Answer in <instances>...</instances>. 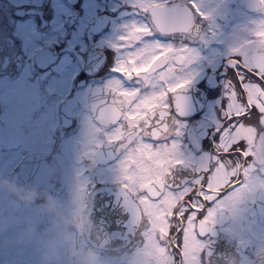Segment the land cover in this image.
Masks as SVG:
<instances>
[{"label":"flooded vegetation","instance_id":"obj_1","mask_svg":"<svg viewBox=\"0 0 264 264\" xmlns=\"http://www.w3.org/2000/svg\"><path fill=\"white\" fill-rule=\"evenodd\" d=\"M252 0H201L195 72L178 115L179 158L211 151L230 48L256 17ZM138 17L132 0H0V257L14 264H156L126 241L117 215V155L102 134L90 144L98 101L115 75L113 43ZM192 167L177 171L190 175ZM264 178V174L259 172ZM83 185L89 196L81 195ZM255 231V233H254ZM229 264H264V188L217 213L204 237ZM216 256V255H215Z\"/></svg>","mask_w":264,"mask_h":264},{"label":"snow or ice","instance_id":"obj_2","mask_svg":"<svg viewBox=\"0 0 264 264\" xmlns=\"http://www.w3.org/2000/svg\"><path fill=\"white\" fill-rule=\"evenodd\" d=\"M138 19L125 24L113 47L115 75L96 106L100 133L117 155L119 193L115 214L126 241L151 250L156 264H205L218 212L232 209L246 192L264 188V0L248 35L230 48L222 71L223 101L211 151L192 165L179 158L174 131L186 107L185 90L195 72L201 0H132ZM192 167L185 175L177 169ZM81 195L89 196L81 185ZM264 257V250L259 253ZM0 264H14L0 257Z\"/></svg>","mask_w":264,"mask_h":264},{"label":"water","instance_id":"obj_3","mask_svg":"<svg viewBox=\"0 0 264 264\" xmlns=\"http://www.w3.org/2000/svg\"><path fill=\"white\" fill-rule=\"evenodd\" d=\"M207 254H208V264H229L231 261V258L228 255V253L222 252L219 247H217V250H215L214 253V246L212 244H210L207 247ZM78 264H85V263L83 262V260H80Z\"/></svg>","mask_w":264,"mask_h":264},{"label":"rangeland","instance_id":"obj_4","mask_svg":"<svg viewBox=\"0 0 264 264\" xmlns=\"http://www.w3.org/2000/svg\"><path fill=\"white\" fill-rule=\"evenodd\" d=\"M254 233H255V231H254Z\"/></svg>","mask_w":264,"mask_h":264}]
</instances>
